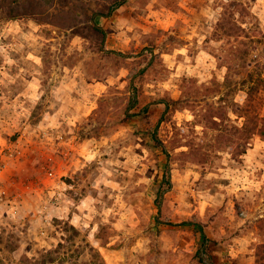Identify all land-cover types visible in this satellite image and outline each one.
I'll return each mask as SVG.
<instances>
[{
  "label": "rangeland",
  "instance_id": "rangeland-1",
  "mask_svg": "<svg viewBox=\"0 0 264 264\" xmlns=\"http://www.w3.org/2000/svg\"><path fill=\"white\" fill-rule=\"evenodd\" d=\"M114 1L0 14V264H264V0Z\"/></svg>",
  "mask_w": 264,
  "mask_h": 264
},
{
  "label": "trees",
  "instance_id": "trees-1",
  "mask_svg": "<svg viewBox=\"0 0 264 264\" xmlns=\"http://www.w3.org/2000/svg\"><path fill=\"white\" fill-rule=\"evenodd\" d=\"M16 0H0V14L5 13L9 18H15L20 15H27L33 11L38 10L37 6H34V2H30V6H23L22 8L19 7V2H14ZM127 0H115L112 5L109 6V13L115 11L119 6L123 5ZM72 13L73 10L68 11ZM34 13V12H33ZM109 13L107 15H109ZM100 14L99 11H94L92 14H86L89 20V27L94 31L103 35V39L106 37L107 33L106 30L98 25L93 23L95 16ZM242 27V26H241ZM243 31L247 33L246 28H242ZM245 36L249 37V34H244ZM105 40V39H104ZM104 42V41H103ZM231 69V66H228ZM264 91V76L260 75L258 78H255L253 82L250 83L248 89L246 90L247 96L244 106L241 108L243 111V116L245 117L244 123V132H249L252 130H256L257 133L264 138V114L261 113L260 105L262 103V93ZM226 113V112H225ZM210 119L217 126L221 125V122L214 119L215 116L219 118H225V115L222 113V107L217 108L216 111H212ZM253 123V128H252ZM157 138V136H155ZM165 151L168 153L167 149L164 148ZM171 183V181H170ZM185 224L193 225L195 229L200 231L202 235L207 239V235L204 229V224L200 221H186L183 222Z\"/></svg>",
  "mask_w": 264,
  "mask_h": 264
},
{
  "label": "water",
  "instance_id": "water-1",
  "mask_svg": "<svg viewBox=\"0 0 264 264\" xmlns=\"http://www.w3.org/2000/svg\"><path fill=\"white\" fill-rule=\"evenodd\" d=\"M156 136H157V134H156ZM158 137V136H157Z\"/></svg>",
  "mask_w": 264,
  "mask_h": 264
}]
</instances>
